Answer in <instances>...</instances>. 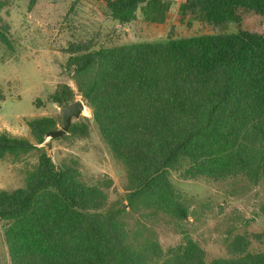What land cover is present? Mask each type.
I'll return each mask as SVG.
<instances>
[{"label":"trees","instance_id":"obj_1","mask_svg":"<svg viewBox=\"0 0 264 264\" xmlns=\"http://www.w3.org/2000/svg\"><path fill=\"white\" fill-rule=\"evenodd\" d=\"M121 25L144 9L151 21L163 20L160 0H96ZM37 0H30L32 9ZM0 2V9L3 7ZM182 17H195L227 30L248 15L264 19V0H185ZM161 18V19H160ZM0 40L10 45L0 28ZM78 93L87 101L100 134L126 170L131 204L171 210L188 218L174 196L168 169L219 127L209 143V165L233 157V175L257 182L264 175V36L236 33L133 44L93 50L67 48ZM50 101L66 107L74 90L62 85ZM53 118L28 121L37 143L0 132V160L38 149L56 129ZM70 132L90 137L86 123ZM214 158H213V157ZM216 161V162H215ZM73 166L57 167L41 156L24 188L0 191V220L7 221L6 243L12 264H149L127 248L118 210L106 211L107 196L87 188ZM190 264H207L200 254ZM209 264H264V252L219 258Z\"/></svg>","mask_w":264,"mask_h":264},{"label":"rangeland","instance_id":"obj_2","mask_svg":"<svg viewBox=\"0 0 264 264\" xmlns=\"http://www.w3.org/2000/svg\"><path fill=\"white\" fill-rule=\"evenodd\" d=\"M160 1L168 6L163 20H149L141 8L134 22L121 25L96 0H37L32 9L30 0H0L4 4L0 28L10 42L6 45L0 40V132L36 144L28 121L53 118L60 129L63 107L51 102L50 96L62 85H69L88 110L74 123L90 128L87 139L69 132L60 139L46 138L38 149L19 158L0 160V191L24 188L46 155L57 167L76 162L83 185L107 196L106 211H119L128 251L137 261L190 264L192 256L200 254L209 264L219 258L264 252V175L257 182L243 174L234 176L237 160L233 157L221 166L209 165V143L219 136V127L209 134L208 143H199L168 169L174 196L189 215L180 219L169 209L129 202L126 170L103 140L87 101L78 93L77 75L68 65L66 51L73 43L85 42L93 50H104L236 33L240 27L264 36V19L258 16H245L240 25L223 30L195 17H182L185 0ZM8 227L7 221L0 220V264H12L5 237Z\"/></svg>","mask_w":264,"mask_h":264},{"label":"water","instance_id":"obj_3","mask_svg":"<svg viewBox=\"0 0 264 264\" xmlns=\"http://www.w3.org/2000/svg\"><path fill=\"white\" fill-rule=\"evenodd\" d=\"M59 1V0H54ZM86 105L82 100H76L60 109L62 125L60 129L52 130L46 134V138L60 139L70 132L75 120H79L86 112Z\"/></svg>","mask_w":264,"mask_h":264},{"label":"bare ground","instance_id":"obj_4","mask_svg":"<svg viewBox=\"0 0 264 264\" xmlns=\"http://www.w3.org/2000/svg\"><path fill=\"white\" fill-rule=\"evenodd\" d=\"M88 111V110H87ZM87 111H86V113L85 114H87Z\"/></svg>","mask_w":264,"mask_h":264}]
</instances>
